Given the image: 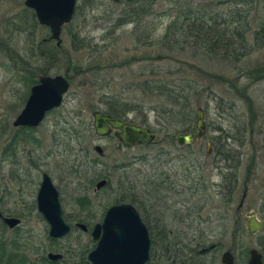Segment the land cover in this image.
Wrapping results in <instances>:
<instances>
[{
    "label": "rangeland",
    "instance_id": "rangeland-1",
    "mask_svg": "<svg viewBox=\"0 0 264 264\" xmlns=\"http://www.w3.org/2000/svg\"><path fill=\"white\" fill-rule=\"evenodd\" d=\"M25 1L0 0V201L4 187L9 185L11 194L4 198L7 208L34 211L42 173H47L62 191L66 212H76L74 201L78 193L72 180L81 178L72 175L76 171L74 165L83 164L86 155L87 161L92 162L82 168L87 193L102 196L110 203L128 192L130 198L143 202L146 174L153 177V167L172 174L181 167L182 177L185 168L198 167V178L205 181L201 191L209 192L194 198L185 193L172 202L182 215L198 213L201 223L214 220H209L212 229L208 237L199 243L218 244L219 250L210 258L215 256L213 264H222L223 252L233 243L234 213L242 199L241 191L232 207L226 206L220 186L231 172L227 167L238 163L237 167H242L241 180L256 167L258 180H264V0H79L77 6L82 9L63 27L60 47L49 40V28L39 23L32 42L27 40L29 33L11 32L9 22L28 10ZM190 10H202L209 16L239 17L247 21L248 32L242 43L230 45L227 52H216V47L206 52L196 44L191 32L175 33L174 23L182 18L183 21ZM128 19L130 23L123 25ZM75 33L91 41L93 47L74 45L71 37ZM58 75L70 83L63 105L48 114L38 128L16 129L13 122L35 86L31 79L38 84L40 76ZM176 87L190 92L193 129L196 111L202 108L205 112L207 134L200 142L185 146L176 140L171 142L173 134L177 137L189 128L188 122L171 128L166 123L172 103L161 89ZM110 99L126 103L128 108L131 103L135 110L126 119L139 126L143 123L141 126L160 136V141L128 151L113 137H99L93 113L104 111ZM97 147L102 152L96 151ZM97 169L111 175L110 187L102 193H95V186L88 188L97 178ZM64 171L70 177L69 183L62 181ZM13 177L28 184L19 189V184L5 182ZM154 189L150 206L155 212H162V189ZM258 190L259 184H253L248 199L255 210L262 206L256 195ZM201 206L203 210H199ZM227 207L230 213L225 220L222 214ZM153 217L150 219L155 223L164 220ZM165 218L172 225L173 217L167 214ZM181 225L179 228L187 227ZM203 227L207 229L206 225ZM28 228L30 235L36 236L44 226L33 219ZM162 237L170 241L179 238ZM197 237L201 234L194 239ZM186 238L193 240L192 235ZM192 242L195 246L196 241ZM201 244L197 249L204 248Z\"/></svg>",
    "mask_w": 264,
    "mask_h": 264
},
{
    "label": "flooded vegetation",
    "instance_id": "flooded-vegetation-1",
    "mask_svg": "<svg viewBox=\"0 0 264 264\" xmlns=\"http://www.w3.org/2000/svg\"><path fill=\"white\" fill-rule=\"evenodd\" d=\"M26 103L27 101L25 102V105ZM52 111L47 113V115ZM100 112L104 115H108L103 111ZM127 115L122 117L109 116L113 119H119L126 124H130V121L126 119ZM15 128L35 129L30 127ZM115 132L117 131L113 130L109 135L98 136L104 138L113 137L119 142L122 148L128 151L133 149L125 147L116 138ZM195 133H197V129L195 132L187 134ZM67 134L69 133L67 132ZM201 139L196 137L194 141L200 142ZM209 144L210 143L208 142L207 145ZM96 151L98 150L96 149ZM88 159L89 156L86 155L84 157L85 162H87ZM93 163L96 162L93 161ZM83 164L82 162H79L77 165H74V167L76 166V171L72 176L81 178V180H72L75 192L78 193V196H76L74 201L78 210L71 214L66 212L65 206L62 202V191L56 186L54 183L55 180L50 174L42 173L39 187L35 195L34 211L32 212L11 211V209H8L7 202L4 201V198H8V195L11 194V190L9 189L11 186L6 185L4 187L3 193H1L3 200L0 201V264H94L89 257L90 254L98 248L103 236V231L98 232L96 231V228L104 224L107 213L111 208L122 205H132L137 210L149 232L151 246L149 258L145 264H213V257L215 256H213L212 259L210 257L212 253L219 250V245L213 243L207 246L204 243L201 244L199 242L204 240V237H208L206 235L211 231V226L214 220L209 218L206 222L203 221L201 223L198 218V213L192 212L188 215L186 214L187 216L182 215V213L178 211L177 205H173L175 202H172L174 197H181L185 193L189 194L191 198H194L198 197L199 194L204 195L209 192V190L201 191L203 189L201 187L205 186L203 185L205 181L198 178L196 172L198 171V167L185 168L184 177H182L181 167L173 174L169 173V171L162 170L161 167H153L152 170H154V176L150 177L148 173L146 174L145 186L147 190L142 198L143 202H138L135 198H130V193L128 192L126 196L110 203L108 199L106 200L102 196L92 197L88 195L86 190L87 181L82 180V168L85 166V164ZM126 167H130V165L126 164ZM227 168L230 169L231 172L227 176L228 179L224 181V185L220 186L223 191L222 195H224L226 206L228 205L232 207L236 201L237 193H241V191L242 199L234 213L235 226L233 231V243L231 248H227L223 252L221 262L222 264H226L224 263V258L225 256H228L227 258L233 264H249L252 255H254L260 259V264H264V180H258V176L255 173L257 171L256 167H253V171L249 172V176L245 180H241L239 176L242 167H234L233 165L232 167ZM188 169L190 172H187ZM192 171L194 172L192 173ZM99 172L100 171L98 170L99 175L97 174V178L88 185V188L95 186V193H102V191L110 187L111 175L109 173ZM179 174L180 179H177ZM45 176L50 178L52 185L58 192V199L62 210V219L64 223L68 225V230H65L64 227L62 228L63 225L59 226L58 229L54 228L52 222L49 220L51 216L40 208L39 197L43 188ZM232 177L235 178L233 179ZM12 179L13 180L5 182L7 184H19V189L25 186L23 184H28V181L25 180H15L16 177H13ZM172 179L177 180L174 181ZM69 180V175L64 171L62 181L69 183ZM101 182L105 183L99 187ZM253 184L255 186L256 184H259L260 190L256 191V195H258L259 201H262L260 210L253 209L252 204H249L248 201L250 197V188H253ZM183 185H185L186 188L183 187ZM156 187H160L162 189L161 192L163 193L164 200L162 204L165 205V207L162 212H155L154 208H151L150 206L151 201H153V192H155L154 188ZM20 199L25 202L23 197H20ZM43 207L47 209L51 208L49 203L45 204ZM199 210H203V206H201ZM225 211L226 212H223L222 216L227 220L229 218L228 213H230L229 208L227 207ZM167 214L170 215L171 218L173 217L171 219L174 220L172 225L168 223L165 218ZM199 216L201 215L199 214ZM150 217L164 220L155 223L152 222ZM33 219L39 221L44 226V229L39 231L36 235L37 237L30 235L29 231H27L29 229L28 227L33 223ZM9 220H14V222H9ZM209 220L212 221V223H210ZM181 224H184L187 227L185 229L179 228L182 226ZM257 224H260L259 228L254 226ZM204 225L207 226V231L204 229ZM198 234H201V237L194 239ZM171 235L174 238L179 236L178 240L170 241L171 239L166 240L162 237ZM189 235L193 236V240H188L189 238H186ZM236 235L237 237L240 235V239H236ZM72 241L75 244L74 247H72ZM192 241H196L195 246ZM200 244L201 246H204V248L197 249Z\"/></svg>",
    "mask_w": 264,
    "mask_h": 264
},
{
    "label": "water",
    "instance_id": "water-1",
    "mask_svg": "<svg viewBox=\"0 0 264 264\" xmlns=\"http://www.w3.org/2000/svg\"><path fill=\"white\" fill-rule=\"evenodd\" d=\"M111 1L117 3L123 0ZM77 3L78 0H26L25 6L34 12L40 25L49 28L51 32L49 40L56 41L57 46L60 47L63 27L73 21ZM69 89V80L62 75L54 77L40 76L39 83L32 87L27 103L13 125L15 127L30 128L40 126L47 113L62 105ZM93 117L97 135L106 136L116 130V138L125 147L135 148L160 141V136L152 133L146 127L131 123L126 124L119 119L104 115L100 111H95ZM196 118L197 133L178 134L176 141L179 145L192 144L196 137L201 139L207 134L205 112L202 108L196 111ZM96 149L101 151L100 147ZM104 183L101 182L99 187ZM39 202L40 208L51 216L49 220L54 228L58 229L59 226L63 225L62 228L68 230V225L62 219L58 192L48 176H45ZM44 203H49L51 208H44ZM10 221L14 222V220ZM254 226L259 228L260 224ZM96 231H103V236L98 248L89 257L94 264H145L148 260L151 246L149 232L132 205L111 208L107 213L104 224L98 226ZM227 257L225 256L224 263L233 264ZM259 260L258 257L252 255L249 264H260Z\"/></svg>",
    "mask_w": 264,
    "mask_h": 264
},
{
    "label": "trees",
    "instance_id": "trees-1",
    "mask_svg": "<svg viewBox=\"0 0 264 264\" xmlns=\"http://www.w3.org/2000/svg\"><path fill=\"white\" fill-rule=\"evenodd\" d=\"M81 9L82 6L78 5L76 13H79ZM135 16H138V14H136ZM183 17H184L183 21H181L183 19L182 18L181 20H178L174 23L175 33L177 31L179 32V34L186 33L188 35L191 32V36L195 38L196 44L200 48H203L206 52L213 51L215 47L216 48L214 51L216 52H227L228 51L227 49L230 45L242 43L241 40H244L245 34L247 33L248 30L247 21L246 20L242 21L241 18L235 16H231V17L228 16L226 18L223 17L222 14L209 16L202 10L197 12L190 10L186 14H184ZM129 23H130V19H128V21L123 23V25ZM9 26L12 33L23 32L26 35L29 33L30 36H26V37L28 42H32L34 33L38 29L39 24L34 12L29 9L28 10L24 9L23 12L18 13V15L9 22ZM230 27H232V29H228ZM150 36L151 34L149 36L147 35V37ZM71 40L74 45H76V43H81V45L79 46L80 48L93 47L91 41L89 43L86 41L85 38L82 39V37H80L78 33L72 35ZM79 47H76V49H79ZM54 49L58 50L57 48ZM32 56L33 58L35 57L34 55ZM262 78L263 77H261V79ZM33 80L34 79H31L30 81L32 85L37 83L34 82ZM161 90L163 94L166 96V98L169 99L170 102L172 103V107L169 110L166 118V123L170 124V128H171L176 126V124L182 122L185 123L188 122L189 128H186L185 131H183L182 133L186 134L193 132L195 129H193L194 125L191 122L193 120L194 123L195 120H194V116L192 115V111L190 110L191 108L189 103L190 92L186 91L187 89L183 87L165 88V89L162 88ZM134 110L135 109H133L131 103H130V107L128 108L126 103H122L118 100L110 99V101L107 104V108H105L103 112L113 117H122L127 115V113L129 112L130 113L133 112ZM141 125H143V123H141ZM174 140H176V137L173 134L171 136V142H174ZM68 146L69 144L66 147ZM68 149L71 150V147H69ZM220 154L222 155L223 153L221 152ZM224 157L228 159L227 156ZM83 163L85 164L84 167H89L88 164L92 162L87 161V163L86 162ZM237 166L238 163H235L234 167Z\"/></svg>",
    "mask_w": 264,
    "mask_h": 264
}]
</instances>
